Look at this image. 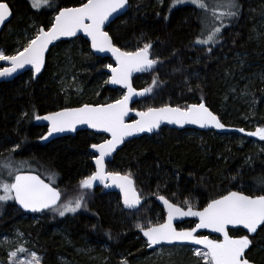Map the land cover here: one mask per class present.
I'll return each mask as SVG.
<instances>
[{
	"label": "trees",
	"instance_id": "obj_1",
	"mask_svg": "<svg viewBox=\"0 0 264 264\" xmlns=\"http://www.w3.org/2000/svg\"><path fill=\"white\" fill-rule=\"evenodd\" d=\"M85 1L50 0L52 7L36 10L30 0H11L12 17L0 33V51L14 54L16 43L10 30H28L29 20L47 30L58 10ZM128 3V12L105 31L122 51L150 43V57L159 61L148 75L134 78L135 89L151 91L132 109L146 111L142 105L184 108L204 102L224 131L162 128L155 135L126 143L106 168L133 174L140 198L146 200L134 211L125 210L119 197L104 187L86 192L87 210L59 217L53 216L55 210L25 214L11 200L0 202V236L19 231L26 239L23 249L34 250L42 264H65L61 258L69 264H103L105 259V264H121V256L129 264H152L142 259L151 251L142 244L136 225L165 220L153 198L163 195L185 208L183 201L188 200L194 208L203 209L212 198L229 191L264 194L258 183L264 178V141L245 134L264 127V0H238V17L221 30L219 43L208 46L194 43L200 35L202 13L190 3L175 7H171L172 0ZM107 65L109 61L94 57L88 43L78 38L54 46L35 81L27 72L0 84V159L24 162L30 172L61 191L60 202L80 193L79 180L94 170L91 145L105 137L84 131L41 145L46 128L36 126L35 117L118 100L121 91L105 82ZM16 145L21 147L10 152ZM32 216L39 221L31 220ZM192 224L188 220L177 226L190 228ZM250 238L253 244L247 258L252 264H264V226ZM7 261L0 247V263ZM153 264L197 261L181 256Z\"/></svg>",
	"mask_w": 264,
	"mask_h": 264
},
{
	"label": "snow or ice",
	"instance_id": "obj_2",
	"mask_svg": "<svg viewBox=\"0 0 264 264\" xmlns=\"http://www.w3.org/2000/svg\"><path fill=\"white\" fill-rule=\"evenodd\" d=\"M191 3L202 13L201 31L195 40L196 45H215L219 43L222 28L227 27L225 20L236 18L240 12L238 0H172L171 7L179 4ZM32 8L39 10L44 7H52L50 0H30ZM128 5V0H86L79 7H65L59 10L50 27L35 28L34 35L25 36L26 44L22 50L8 55L0 51V61L6 62L8 67H0V77H10L18 70L30 66L33 73H39L45 64V53L49 45L62 37H76L83 33L91 41V47L96 52H110L115 58L116 67L107 65L112 73L107 83L120 85L127 89V93L114 103L92 106L84 104L80 107L65 108L61 111L51 112L45 116L37 115L36 120L47 121L48 134L42 137L47 140L54 133L75 131L78 125H87L97 132L107 133L111 139H106L101 144H92L94 152L99 153L95 157V171L79 180V194L74 199L67 200L57 207L61 200V191L45 183L37 176L22 175L12 171L11 157L5 160L3 167L8 169V174L14 176L11 183L0 181V202L14 201L21 208L31 212L55 210L60 216L66 213H75L79 209L87 210L86 192L94 188L95 182L103 184L105 188L114 186L119 189L123 199V205L127 209H134L141 203L132 173L120 174L107 172L105 169L106 157H109L126 138L140 133H153L160 129L162 124L197 125L199 128L223 129L225 126L218 117L206 107L204 102L171 107H149L146 111L136 112L138 119L132 123L126 122L129 114V101L133 96H144L151 89L142 92L133 90L130 77L133 72H145L153 69L159 62L150 58L152 45L145 43L142 48L135 51H122L114 46L112 38L104 30L106 22L114 13L120 12ZM216 9H221L217 12ZM211 13V14H209ZM10 6L6 2H0V25H3L11 16ZM211 51V48H208ZM244 132V129H236ZM250 137H258L264 141V127H257L253 132L245 133ZM21 145H16L10 152H16ZM54 182V181H53ZM264 190V178L258 180ZM164 205L167 217L163 222L148 223L146 226L137 223V229L146 238V246L154 248L157 245H199L200 249H191L197 257V264H252L247 258V251L253 244L249 234L257 233L258 228L264 226V194L248 195L242 191H229L219 198H212L202 210L194 208L188 200L183 204L187 208L169 202L163 195H158ZM184 217H196L198 223L189 230H177L174 221ZM229 226L238 231L246 230L234 238L229 234ZM208 229L218 233L222 239H210L206 235H197L198 230ZM18 251H25L20 248ZM11 257H18V252H11ZM11 264H42V258L36 253H31V259L25 261H13ZM121 264H129L125 259Z\"/></svg>",
	"mask_w": 264,
	"mask_h": 264
},
{
	"label": "water",
	"instance_id": "obj_3",
	"mask_svg": "<svg viewBox=\"0 0 264 264\" xmlns=\"http://www.w3.org/2000/svg\"><path fill=\"white\" fill-rule=\"evenodd\" d=\"M7 1H8V0H0V2H7ZM84 3H86V1H85ZM80 6H81V5H80ZM76 7H79V6H76ZM128 9H129V3H128V5H127L124 9L120 10V12H118V13H114L113 16L109 18V22H106L104 30H106V28H108L111 24H113L117 19H119V18H121L122 16H124V15L128 12ZM58 12H59V10H58L57 13L54 15V17L58 14ZM11 13H12V12H11ZM11 17H12V14H11V16L9 17V19L6 20V21L4 22L3 25H0V33H1V31L3 30V28L9 23V21L11 20ZM54 17H53L52 22L54 21ZM78 38H81V39H83L84 41H86V42L88 43L89 50H90V52L92 53V55H93L94 57H96V58H100V59H102V60H107V61H109V63H111L112 67H116V61H115V58L112 56V54H111L110 52H96V51H94V50L92 49V47H91V41H90L87 37H85V36L83 35V33H78L76 37H62L60 40H58V41H54L51 45H49V50L45 53V60H46V57H47L49 51H50L54 46H56L57 44H59V43H61V42H70V41L75 40V39H78ZM114 46H115V45H114ZM150 58H151V57H150ZM8 66H9V65H8L6 62L0 61V67H8ZM44 67H45V64H44V66L42 67V69H41V71H40L39 73H33V72L31 71V69H30V66H26L25 68L18 70L16 73H14V74H13L12 76H10V77H6V78H4V77H0V84H1V83H5V82H11V81H13L14 79H16L17 77H19V76H21V75H23L24 73H27V72H30V73H31V75H32V79H33V81H35V80L39 77V75L43 72ZM150 71H151V69L148 70V71H145V72H133V73H132V75H131V77H130V83H131L132 88H133L134 91H136V92H142L143 90H137V89L134 88V86H133V79H134L135 77H138V76L148 75V74L150 73ZM108 76H109L108 80H110V78H111V76H112V73H111L109 70H108ZM108 84H109V86H110L111 88H113V89H118V90L122 91V92H123L122 97H123V95H125V94L127 93V89L121 87L120 85H113V84H111V83H108ZM146 96H147V93H146L144 96H133L132 99L129 101V105H128V106H129V114H128V116L125 118L127 123H132L134 120L138 119V117L136 116V112H138V111H136V110H132L131 107H132V105H133L134 103H136V102H138L139 100L145 98ZM122 97H121V98H122ZM121 98H120V99H121ZM111 103H114V102H111ZM111 103H108V104H111ZM82 105H84V104H82ZM82 105H80V106H82ZM89 105H90V104H89ZM101 105H106V104H101ZM80 106H77V107H80ZM92 106H100V105H92ZM206 107H207V106H206ZM71 108H74V107H71ZM62 110H63V109H62ZM209 110H210V109H209ZM59 111H61V110H59ZM210 111H211V110H210ZM213 114H214V113H213ZM45 115H48V114H45ZM45 115H42V116H45ZM35 125L38 126V127H44V128H46V132L42 135V137L47 136V134H48V124H47V121H43V120L38 121V120L35 119ZM162 128H168V129L176 130V131H180V130H188V129H189V130H194V131H199V132H214V133H216V134H220V133H222V132L224 131L223 129H216V128H203V129H202V128H199L197 125H184L183 127H179V126H177V125L162 124L161 127H160V129H162ZM160 129L155 130L153 133H140V134H138V135H136V136L126 138V140H125L124 143L118 145V147L116 148V150H115V151H114L109 157H106V164H105V169H106V171H107V168H106L107 163H109L110 161H112V159H113V157L115 156V154H116L118 151H120V150L122 149V147H123L126 143H128L129 141H132L133 139H138V138H140V137H144V136H149V137H150V136H152V135H155ZM84 131H85V132H91V133H93V134H95V135L104 136V137H106V139H111L110 135L107 134V133L97 132L95 129L88 128L87 125H78L75 131L64 132V133H54L52 136H49L47 140H44V139H42V137H41V138H40V142H41V145H47V144L53 142V141L56 140V139H60V138H64V137H74L77 133L84 132ZM103 142H104V141H103ZM103 142H101V143H103ZM101 143H99V144H101ZM90 152H91V154L94 156V158H93V160H92L93 169H94L93 172H94V171H95V168H96V165H95L94 160H95V157L99 155V153L94 152L92 148L90 149ZM107 172H108V171H107ZM18 174H22V175H34V176H37L39 179H41L43 182H45V181H44V180H43L38 174L33 173V172H19ZM13 180H14V177H13ZM12 182H13V181H12ZM45 183H47V182H45ZM94 187H96V188H100V187H104V185H103V184H100L99 182H95ZM104 188H105V187H104ZM106 189H107L109 192L114 193V194H116V195L119 197V200H120V203H121L122 207H123L125 210H127V211H134V210H137L140 206H142V205L146 202V200H141L140 205H138L136 208H134V209H127V208H125L124 205H123V199H122V196H121L120 191H119L118 188H116V187H114V186H111V187H108V188H106ZM153 200H154V201L159 205V207L162 209V211H163V213H164V215H165V219H166V217H167V213H166V211L164 210V205L162 204V202H161L159 199H157V197L153 198ZM13 202H14V201H13ZM58 204H59V201H58ZM58 204H57V205H58ZM14 205H15V207H16L19 211H21L22 213H25V214H41V213H45V212H48V211L51 210V209H49V210H44V211H42V212H31V211H26V210H24L23 208H21V207H20L18 204H16L15 202H14ZM199 210H202V209H199ZM188 220H191V221H193V222H195V223H198V222H199V221H198V218H196V217H184V218H182V219H179V220L174 221V225L176 226V224H178V223H180V222H183V221H188ZM193 227H195V224H194ZM176 228H177V226H176ZM229 228H233V227H232V226H229ZM233 229H234V228H233ZM258 229H259V228H258ZM177 230H181V229H177ZM241 230L246 232V230H243V229H241ZM210 233H211V231L208 230V229H200V230H198L197 235H200V234L207 235V234H210ZM254 234H255V233H254ZM254 234H249V235H250V236H253ZM218 236H219L220 239L223 238V237H221L219 234H218ZM140 237H141V239H142V240L145 242V244H146V238L143 237V235H142L141 232H140ZM186 245H187V244H186ZM171 246H176V245H164V244H162V245H157V246H155L154 248H149V247L146 246V249H147V251H154V250H156V249H158V248H160V247H171ZM183 246H185V245H183Z\"/></svg>",
	"mask_w": 264,
	"mask_h": 264
},
{
	"label": "rangeland",
	"instance_id": "obj_4",
	"mask_svg": "<svg viewBox=\"0 0 264 264\" xmlns=\"http://www.w3.org/2000/svg\"><path fill=\"white\" fill-rule=\"evenodd\" d=\"M214 2H215V0H209L210 4L214 3ZM184 4H186V3H184ZM179 5H183V4H179ZM192 6H194V5H192ZM216 11L219 12V11H221V9H216ZM209 14H211V13H209ZM29 21L30 22H28V26L30 28L28 30H20V29L17 30V31L10 30V34L15 39V43H16L15 44V48H14V53L17 50H22V46L24 44H26L27 41L25 39V36L26 35L27 36L34 35L35 28H38L37 26H35V23L32 20H29ZM228 21L229 20H225V23L228 24L227 23ZM263 28H264V21H263ZM143 46L144 45L138 46L137 48L134 49V51L137 50L138 48H142ZM141 77H143V76H141ZM71 80H72V78L70 77V81ZM105 82H107V79H106ZM65 84L68 85V83H65ZM121 95H120V97H121ZM245 103L247 104L248 102L246 101ZM142 107H144L143 108L144 110L148 109V107H145L143 105H142ZM8 158L9 157L0 159V165H3L5 160H7ZM11 164H12V171L13 172H16L17 169H18V173L19 172H30V168H28L27 165L24 162H22V161L16 162L13 159H11ZM13 177L14 176H10L8 174V169L0 167V181L11 183L13 181ZM48 183H49V181H48ZM50 184H52V183H50ZM0 195H3L2 191H0ZM64 202H66V201L60 202L58 207L60 205H62ZM69 213H71V212H69ZM53 216L59 217L60 215L58 214L57 211H55L53 213ZM30 219L35 221V222H37V221H39L40 218L36 217V216H32ZM210 239H212V238H210ZM25 242H26V239L24 238V236L19 231H15L13 235H4L3 234V235L0 236V247H2L5 250V252H6V256H7V260H8L7 264H11V262L17 261V259L19 261H25V260H30L31 259V253L34 252V250L30 249L28 251H23V252L18 251L20 248H23L22 245ZM142 244L144 246H146L144 241H142ZM193 248L200 249V247L190 246V245L160 247V248H158V249H156L154 251H151L146 257H143L142 259H144L143 261H145V263H146V260H147L148 263H152V264L153 263H159V262H169L173 258L181 257V256L182 257H186V258L188 257L191 260L197 261V257L194 255L193 251L191 250ZM14 251L18 252V257H11L10 258V253L14 252ZM123 259H125V256H121L119 258V262H121ZM61 261H62V263L69 264L63 258H61ZM106 262H107L106 259L102 261L103 264H105ZM0 264H3V263H0Z\"/></svg>",
	"mask_w": 264,
	"mask_h": 264
},
{
	"label": "flooded vegetation",
	"instance_id": "obj_5",
	"mask_svg": "<svg viewBox=\"0 0 264 264\" xmlns=\"http://www.w3.org/2000/svg\"><path fill=\"white\" fill-rule=\"evenodd\" d=\"M11 0H8L6 3H8L9 4V2H10ZM11 10V9H10ZM12 12V11H11ZM165 216V215H164ZM191 221V220H190ZM193 222V221H192ZM181 223V222H180ZM194 224H195V222H193V224H192V226L190 227V228H181L180 226L178 227L177 226V229H181V230H189V229H191V228H193V226H194ZM230 231H233L234 233H241V235L242 234H247L245 231H242V230H237V229H233V228H229V234L231 235V236H233L234 238H237V237H239V235H234V234H231V232ZM200 235H204V234H200ZM206 236H208L209 238H212V239H217V238H219V236H218V233H213V232H211L210 234H207ZM220 239V238H219ZM190 246H196V247H201V246H199V245H190Z\"/></svg>",
	"mask_w": 264,
	"mask_h": 264
}]
</instances>
